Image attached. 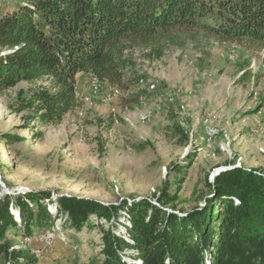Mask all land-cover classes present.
Instances as JSON below:
<instances>
[{"label":"rangeland","instance_id":"rangeland-1","mask_svg":"<svg viewBox=\"0 0 264 264\" xmlns=\"http://www.w3.org/2000/svg\"><path fill=\"white\" fill-rule=\"evenodd\" d=\"M25 3L0 0V16ZM122 52L121 87L78 74V106L59 124L41 125L18 111V101L43 80L0 92L7 191L0 188V198L48 192L53 203L44 204L52 212L60 196L156 205L166 190L173 199L165 209L182 217L212 199L207 183L229 164L264 175L262 50L194 30L159 34L149 48L129 42ZM10 211L19 227V212ZM125 216L119 212L108 225L90 215L80 230L54 218L53 227L28 238L9 229V252L24 250L36 264H85L101 250V226L119 231ZM48 235L53 240L43 247Z\"/></svg>","mask_w":264,"mask_h":264},{"label":"trees","instance_id":"trees-1","mask_svg":"<svg viewBox=\"0 0 264 264\" xmlns=\"http://www.w3.org/2000/svg\"><path fill=\"white\" fill-rule=\"evenodd\" d=\"M194 30L264 52V0H26L0 16V92L43 80L18 101V111L41 125L59 124L78 106V74L121 87L126 43L149 48L159 34ZM207 188L212 199L182 217L165 209L173 199L166 190L156 205L60 196L52 212L44 204L53 203L48 192L5 195L0 264H36L24 250L9 252V229L28 238L56 218L80 230L90 215L110 225L121 211V230L101 226V250L85 264H264V175L229 164ZM10 209L19 212V227Z\"/></svg>","mask_w":264,"mask_h":264},{"label":"built area","instance_id":"built-area-1","mask_svg":"<svg viewBox=\"0 0 264 264\" xmlns=\"http://www.w3.org/2000/svg\"><path fill=\"white\" fill-rule=\"evenodd\" d=\"M53 238L51 235H48V237L46 239H43V241H40L42 244L43 247H47L51 244ZM36 254H38V252L36 251Z\"/></svg>","mask_w":264,"mask_h":264},{"label":"water","instance_id":"water-1","mask_svg":"<svg viewBox=\"0 0 264 264\" xmlns=\"http://www.w3.org/2000/svg\"><path fill=\"white\" fill-rule=\"evenodd\" d=\"M221 171H223V169H220V170L216 171V172L212 175V180H213V178H214L219 172H221ZM0 188L3 190V193H7V191H6L5 187H4V184L1 182V180H0Z\"/></svg>","mask_w":264,"mask_h":264},{"label":"bare ground","instance_id":"bare-ground-1","mask_svg":"<svg viewBox=\"0 0 264 264\" xmlns=\"http://www.w3.org/2000/svg\"><path fill=\"white\" fill-rule=\"evenodd\" d=\"M94 81L96 82V81H97V79H95V78H94ZM45 238H46V237H45ZM136 264H140V262L138 261V262H136Z\"/></svg>","mask_w":264,"mask_h":264}]
</instances>
